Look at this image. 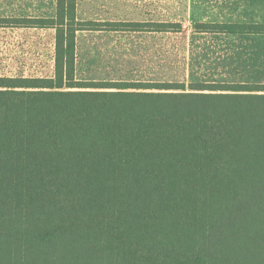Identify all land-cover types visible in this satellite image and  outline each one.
<instances>
[{
  "label": "trees",
  "instance_id": "1",
  "mask_svg": "<svg viewBox=\"0 0 264 264\" xmlns=\"http://www.w3.org/2000/svg\"><path fill=\"white\" fill-rule=\"evenodd\" d=\"M0 26L54 29L49 76H0V264H264V83L80 80L78 0ZM264 36V22H196Z\"/></svg>",
  "mask_w": 264,
  "mask_h": 264
},
{
  "label": "rangeland",
  "instance_id": "2",
  "mask_svg": "<svg viewBox=\"0 0 264 264\" xmlns=\"http://www.w3.org/2000/svg\"><path fill=\"white\" fill-rule=\"evenodd\" d=\"M54 0H0V17H48ZM83 20L177 21L180 32L81 31L75 76L143 83H264V36L196 33V22H264V0H78ZM54 29L0 26V76H49Z\"/></svg>",
  "mask_w": 264,
  "mask_h": 264
}]
</instances>
